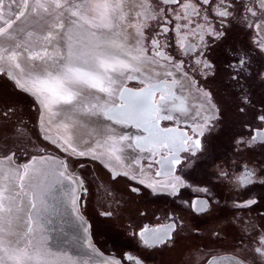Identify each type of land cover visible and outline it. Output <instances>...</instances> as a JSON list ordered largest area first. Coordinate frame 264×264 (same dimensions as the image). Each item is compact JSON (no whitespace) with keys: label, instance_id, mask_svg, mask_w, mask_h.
Returning a JSON list of instances; mask_svg holds the SVG:
<instances>
[{"label":"snow or ice","instance_id":"6c2138e0","mask_svg":"<svg viewBox=\"0 0 264 264\" xmlns=\"http://www.w3.org/2000/svg\"><path fill=\"white\" fill-rule=\"evenodd\" d=\"M127 2L0 0V75L9 76L15 87L33 97L45 112L52 113L54 106L63 105L69 108V118L84 112L92 116H104L116 124L133 125L138 130L134 135H109L103 143L97 141L95 146L86 150L76 146L67 123L63 125V136L46 139H51V143L58 144L63 152L70 155H90L95 159L107 156L118 161L121 157L117 153L124 151L123 145L127 142L130 149L148 152V158L159 166L155 177L165 178L162 181L147 177L141 170L143 178L139 179V183L144 184L148 180L147 187L153 190L170 188L175 193L184 184L181 177L175 175V167L183 162L180 153L195 156L202 151L200 138L215 117L206 115L203 123L192 124V135L183 130L178 121L175 127H162V121L174 120L177 113L189 114L187 98L178 95L175 90L183 89V85L173 71L165 73L168 79L156 80L145 76L143 68L146 63H157V58H160L171 63L181 76H187L182 63H172L173 57L161 51L163 45L159 36L174 30L176 43L184 54L195 51L199 56H204L207 48L204 40L206 29L193 18L200 16L202 5L210 4L211 0H156L158 4L177 6L172 10L174 20L167 11L161 16L151 0H141L137 5L140 10L136 12L135 19L130 20ZM259 7L264 9V0H260ZM221 8L219 16L230 15L227 5ZM252 14L256 15L255 12ZM150 20L158 21L160 27V32L152 35L149 42L151 57L144 43V29ZM193 24H196L195 28ZM256 27L259 28V25ZM129 29H135L134 43H130ZM208 31L216 37L223 35L216 29ZM189 35L198 38L199 47L190 43ZM37 62L43 67L37 69ZM197 62L205 68L211 67L206 59ZM243 63L241 58L240 64ZM138 73L145 76L141 80L144 85L142 88L132 90L124 86V80L138 79ZM159 75L156 72V76ZM86 92L89 95H84ZM101 96L107 99L102 101ZM117 98L118 103L115 102ZM3 115L7 116L8 113ZM195 115L199 116L200 113ZM258 118L264 121V115ZM258 139L264 141V129L255 130L251 142ZM98 149L104 151L98 152ZM15 155L13 152L0 157V264H78L67 251L53 243L54 238L50 235L48 197L52 186L46 185L47 173L33 167L34 158L31 164L17 165L13 159ZM51 159L55 161L56 157ZM135 162L139 163V160ZM67 167L63 162L59 165L60 170L55 174L56 182L67 180L73 186L82 183L65 175ZM253 175L246 171L238 181L240 184L251 183ZM131 179L137 177L132 176ZM132 191L138 189L133 188ZM74 192L75 187L69 193L72 196L71 207L73 214H78ZM253 203L255 201L250 200L240 206L247 207ZM77 219L83 232L88 233L91 225L82 215H77ZM172 227L145 226L139 236L148 245L150 242L162 241ZM257 243L259 246L253 251L264 258V235H260ZM108 264L118 262L110 261ZM212 264H216L214 258ZM236 264H243V261H237Z\"/></svg>","mask_w":264,"mask_h":264},{"label":"flooded vegetation","instance_id":"af4514ba","mask_svg":"<svg viewBox=\"0 0 264 264\" xmlns=\"http://www.w3.org/2000/svg\"><path fill=\"white\" fill-rule=\"evenodd\" d=\"M151 2L161 16L167 11L174 20L172 10L176 5ZM259 3L260 0H211L210 4L202 5L200 16L193 19L206 29L204 56L195 51L184 54L176 43L174 30L159 36L161 51L173 57L172 63H182L187 76H181L163 59L157 58L154 65L165 73H177L176 79L184 86L175 90L187 98L189 113H177L174 120L162 121V127H175L178 121L192 135V124L203 123L206 115L215 117L200 138L202 151L195 156L180 153L183 162L175 167V175L184 184L177 192L173 193L170 188L153 190L147 187L148 180L139 183L143 178L141 170L144 176L155 177L159 168L148 158V152L139 149H133L139 160L137 169L125 162L121 167H111L90 155L73 158L55 152L82 182L80 205L96 242L124 264H206V261L212 264L213 258L216 264L237 261L264 264V258L253 251L259 246L260 235H264V141L251 142L254 131L264 129V121L258 118L264 115V9H260ZM222 5L228 6L229 16L218 15ZM208 29H216L223 35L216 37ZM144 31V43L151 57L149 42L152 35L160 32L159 22L150 20ZM189 41L199 47L197 37L189 35ZM241 58L243 64H240ZM203 59L210 68L197 62ZM164 79H168L165 74L158 80ZM125 84L143 86L140 78ZM24 97L20 103L0 104V125L16 124L15 130H18L16 136L6 130L0 136V143L14 137L15 142L37 150L40 125L37 104L30 95L25 93ZM115 102H119L118 98ZM5 112L7 116L3 115ZM197 112L199 116L195 115ZM122 125L128 135L138 131L133 125ZM44 140L47 144L40 150L53 152ZM246 171L254 173L252 182L240 184L238 178ZM132 176L137 179H131ZM133 188L138 191H132ZM250 200L255 203L240 206ZM166 225L173 227L158 244L146 245L139 236L145 226Z\"/></svg>","mask_w":264,"mask_h":264},{"label":"rangeland","instance_id":"374dc122","mask_svg":"<svg viewBox=\"0 0 264 264\" xmlns=\"http://www.w3.org/2000/svg\"><path fill=\"white\" fill-rule=\"evenodd\" d=\"M141 2V0H128L127 6L130 9L129 19L134 20L135 14L140 9L137 5ZM20 26H23L21 24ZM39 28V25H36ZM129 40L130 43H134L135 41V29H129ZM37 69L43 67L39 62L36 64ZM144 68H147L151 72H164L165 71L157 65L152 63H146ZM7 75H0V104L2 101L12 102V99H22L24 96H21L11 88V86L5 81ZM10 78V77H9ZM12 80V79H11ZM13 81V80H12ZM128 80H124L123 84H125ZM12 93H9V91ZM25 98V97H24ZM33 98V97H32ZM105 99H107L105 97ZM37 104L38 116H39V124L38 125V148L34 149V147H30L25 143H17L14 140L16 138L10 137L7 141L0 143V157H3L5 154L15 153V163L17 165H22L24 163L32 162L33 158L35 159V164L33 167L35 169H42L47 173L46 185H51L52 190L49 193L48 204H49V215L51 219L50 225H48L50 229V235L54 238L53 243L57 244L61 249L67 251L74 260L78 261V264H108L110 261H117L118 264H124L120 259L110 255L96 242L95 238L92 235V228L89 229L88 233H84L83 229L79 226V220L77 219V215H83V211L80 205V183L76 185H70L67 180H62V182L57 183L55 174L59 169V165L63 162L62 158L55 152L62 153L64 155H70L68 153L63 152V150L58 146V144L51 143V139H46V137L56 138L58 136H63L65 134V128L63 125L65 123L70 125L69 131L71 132L74 142L76 146L81 148L82 150H86L89 147L95 146L96 142L99 141L101 143L106 139H99L94 141L90 146L81 147L75 141L76 131L74 126L65 119H58L54 111L52 113L45 112L35 101ZM17 113V112H16ZM12 123H2L0 125V136L5 135L6 130L10 131V134L16 136L18 134V130H15L16 124ZM10 126V130L8 127ZM26 125L24 124L23 127ZM7 128V129H6ZM43 132V133H42ZM16 133V134H15ZM48 142L49 147L53 150V152H43L41 151V147L46 146V142L44 138ZM12 140V141H9ZM104 149H98V152H103ZM27 153V155H25ZM121 157L119 153H117ZM19 156V159L17 158ZM56 157L55 161L51 158ZM73 158L76 156L72 155ZM100 159L108 163L111 167H121L123 166L124 160L121 159L118 161L114 158H109L107 156H101ZM7 163V162H5ZM78 160L76 159L77 166ZM129 166V165H128ZM71 168L74 166L71 164ZM31 175V173H30ZM66 176H71L73 179L79 182L77 175L73 174L69 171L67 167ZM75 187V192L73 196L77 200V208L78 214H73L71 207V199L72 196L69 195L71 193L72 188ZM25 205H27V199H25ZM86 220V218L84 217ZM87 221V220H86ZM90 225V223L87 221ZM21 231L23 228L20 229Z\"/></svg>","mask_w":264,"mask_h":264},{"label":"bare ground","instance_id":"6f19581e","mask_svg":"<svg viewBox=\"0 0 264 264\" xmlns=\"http://www.w3.org/2000/svg\"><path fill=\"white\" fill-rule=\"evenodd\" d=\"M143 72L145 73V76H151L156 80L160 79L165 74L164 72H161L159 76H156V73L149 71L147 68H143ZM137 76L141 80L145 79V76H140L139 73ZM84 95L87 96L89 93L86 92ZM101 100H105V97L101 96ZM197 101L199 100L197 99ZM191 105L192 107L194 106L193 103ZM54 111L58 119H65L74 126L76 131L75 141L81 147L90 146L94 141L103 139L104 137L107 138L109 135L119 137L120 135L128 132L122 124H116L109 120H103L100 116H92L84 112H78L69 118V108L67 106H55ZM123 148L124 151L119 153L122 159L131 168L137 169L135 151L127 147V142H125Z\"/></svg>","mask_w":264,"mask_h":264},{"label":"trees","instance_id":"16d2710c","mask_svg":"<svg viewBox=\"0 0 264 264\" xmlns=\"http://www.w3.org/2000/svg\"><path fill=\"white\" fill-rule=\"evenodd\" d=\"M5 81L11 86L12 89L16 90V92L18 94H20L21 96H24L25 95V93L22 92L23 93L22 94L21 91L18 88L15 87L14 82L11 80V78L6 77V80ZM30 98L33 100L32 97H30ZM11 99H12V102L13 101L16 102V103H20L21 102V100H19V99H17V100L16 99H13V98H11ZM3 103H6V102L5 101H2L1 104H3Z\"/></svg>","mask_w":264,"mask_h":264},{"label":"water","instance_id":"95a60500","mask_svg":"<svg viewBox=\"0 0 264 264\" xmlns=\"http://www.w3.org/2000/svg\"><path fill=\"white\" fill-rule=\"evenodd\" d=\"M124 86H126L127 88H130V89H132V90H137V89H140V88H142L143 86H141V87H132V86H130V85H128V84H124ZM116 103H118V102H116ZM103 120H107L106 119V117H104V116H100ZM113 122V121H112ZM125 125H131L130 123L129 124H125ZM162 126V125H161ZM160 242V241H159ZM159 242H150L149 244L150 245H154V244H158ZM138 259V261H140V259L139 258H137ZM138 264H143V262H139Z\"/></svg>","mask_w":264,"mask_h":264}]
</instances>
